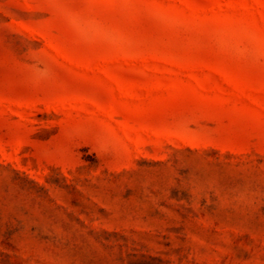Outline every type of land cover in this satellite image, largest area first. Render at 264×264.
<instances>
[{"label": "rangeland", "instance_id": "374dc122", "mask_svg": "<svg viewBox=\"0 0 264 264\" xmlns=\"http://www.w3.org/2000/svg\"><path fill=\"white\" fill-rule=\"evenodd\" d=\"M0 264H264V0H0Z\"/></svg>", "mask_w": 264, "mask_h": 264}]
</instances>
